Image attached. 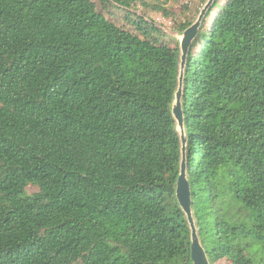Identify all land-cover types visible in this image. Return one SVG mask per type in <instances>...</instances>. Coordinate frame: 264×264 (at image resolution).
Returning <instances> with one entry per match:
<instances>
[{
    "label": "trees",
    "instance_id": "16d2710c",
    "mask_svg": "<svg viewBox=\"0 0 264 264\" xmlns=\"http://www.w3.org/2000/svg\"><path fill=\"white\" fill-rule=\"evenodd\" d=\"M107 4L0 0V264L188 262L177 51ZM202 39L184 98L202 240L211 259L264 264V0H223Z\"/></svg>",
    "mask_w": 264,
    "mask_h": 264
},
{
    "label": "water",
    "instance_id": "95a60500",
    "mask_svg": "<svg viewBox=\"0 0 264 264\" xmlns=\"http://www.w3.org/2000/svg\"><path fill=\"white\" fill-rule=\"evenodd\" d=\"M109 1L111 4H107V6L122 9L125 12L124 16L129 14L131 18H141L153 26L163 40L177 51L176 82L168 108L173 122V130L178 140V168L172 182V189L174 200L181 214V220L186 226L188 247L187 264H221V260H226L225 258H210L202 240V233L196 215L194 190L189 172L192 134L189 131L187 108L184 98L190 58L196 52L200 41L203 40L202 36L207 34L209 26L211 25V19L216 14L223 0H202L201 6L193 18L181 20L179 23L176 20L169 19L167 20L168 23H165V26H160L145 16L132 15L129 12V8L133 6L134 2H131L128 6H118L114 0ZM161 15L163 17L165 16L162 12ZM169 36L171 38H168Z\"/></svg>",
    "mask_w": 264,
    "mask_h": 264
},
{
    "label": "rangeland",
    "instance_id": "374dc122",
    "mask_svg": "<svg viewBox=\"0 0 264 264\" xmlns=\"http://www.w3.org/2000/svg\"><path fill=\"white\" fill-rule=\"evenodd\" d=\"M202 0H170L168 2V7L170 8L169 17L162 16L160 11H156L152 9L151 5L143 4L139 0H135L133 6L129 8V12L132 15H141L145 16L152 21L156 22L160 26H165V23H168L167 20H176L179 23L181 20L193 18L201 6ZM109 13H105V15L113 20L114 22L120 25H126L124 22V14L125 12L122 9L107 6L106 9ZM168 25V24H167ZM127 26V25H126ZM173 26V25H172ZM130 28L129 26H127ZM168 36V35H167ZM168 38H171L170 36ZM173 43V42H172ZM34 187H29V190H34ZM260 247L259 244L255 245L253 248L258 249ZM261 251H257V257L261 256ZM221 264H231L227 260H221Z\"/></svg>",
    "mask_w": 264,
    "mask_h": 264
}]
</instances>
